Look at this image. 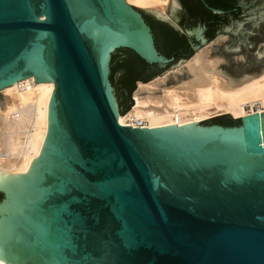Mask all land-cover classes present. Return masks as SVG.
Segmentation results:
<instances>
[{
	"label": "water",
	"instance_id": "water-1",
	"mask_svg": "<svg viewBox=\"0 0 264 264\" xmlns=\"http://www.w3.org/2000/svg\"><path fill=\"white\" fill-rule=\"evenodd\" d=\"M242 2L251 13L211 41L198 30L182 61L231 38L211 69L228 86L264 71V0ZM145 17L162 19L125 0H0V90L32 76L55 85L40 156L27 174L0 170L1 262L264 264V113L153 130L118 121L131 98L121 73L111 81L114 55L163 75L179 62Z\"/></svg>",
	"mask_w": 264,
	"mask_h": 264
},
{
	"label": "bare ground",
	"instance_id": "bare-ground-1",
	"mask_svg": "<svg viewBox=\"0 0 264 264\" xmlns=\"http://www.w3.org/2000/svg\"><path fill=\"white\" fill-rule=\"evenodd\" d=\"M125 1L134 8L160 15L166 13L172 2ZM218 64L219 61L210 60L206 48L185 69H180L179 72H186V79L178 81L174 75L177 81L170 84V77L163 76L148 85L139 84L134 94L135 105L132 103L127 115L119 114V123L153 130L196 124L224 114L239 119L264 113V71L246 83L228 86L226 75L211 72L219 69ZM54 89V82L36 83L32 76L0 90L4 98L0 100V170L27 174L33 160L40 156L48 133L49 103Z\"/></svg>",
	"mask_w": 264,
	"mask_h": 264
},
{
	"label": "flooded vegetation",
	"instance_id": "flooded-vegetation-1",
	"mask_svg": "<svg viewBox=\"0 0 264 264\" xmlns=\"http://www.w3.org/2000/svg\"><path fill=\"white\" fill-rule=\"evenodd\" d=\"M242 1L244 0H176L178 5L176 22L170 23L160 18H154L152 22L147 17L145 20L154 33L158 51L168 58H173L174 62H182L192 56L193 47L199 42L196 37L198 30H201L202 37L211 41L216 31H223L227 27L228 21L234 22L233 18L245 17L252 12V9L243 8ZM214 10L221 13H215ZM160 43L164 44L166 51L162 50ZM126 57L122 55L121 60H125ZM126 71L120 72V79L124 96L130 99L132 97L130 89L134 85L152 75L155 78L162 76L165 69L158 65L145 66L143 63L139 65L134 62ZM117 100L121 104L118 95Z\"/></svg>",
	"mask_w": 264,
	"mask_h": 264
},
{
	"label": "rangeland",
	"instance_id": "rangeland-1",
	"mask_svg": "<svg viewBox=\"0 0 264 264\" xmlns=\"http://www.w3.org/2000/svg\"><path fill=\"white\" fill-rule=\"evenodd\" d=\"M170 9H171V3L168 5L167 10H166V13H163V15H160L159 13H157L155 11H152V10H144V9H141V10H143V12H145L147 15L161 16L163 20H166V21H169L170 23H173L174 21L170 17ZM163 16H165V17H163ZM230 40H231V38L219 39L215 43H211L210 44V47L211 48H209V58H210V60H217V61H219L220 66L218 64V66H219L218 68L221 71L223 70L225 61L219 60V59H215L214 58V52L217 51V50H219V49H221V48H224V47L228 46L230 44ZM204 49H206V48H204ZM188 62H185V63L184 62H178L167 74H165L163 76H169L170 77V80H169V83L170 84L176 83L177 80L180 81V80L186 79V76H187L186 75V72L183 71L182 72L183 74H182L179 71H180V69L181 70L185 69ZM174 75H177L178 76V79L177 80L174 78L175 77ZM183 75H184V77H183ZM163 76H160V77H163ZM226 76L228 77V75H226ZM160 77H158V78H160ZM155 79H157V78H155ZM155 79H153V80H155ZM138 87H139V84L135 85V91H134V93L132 94V97H131V107H133L135 105V97H134V94L137 91ZM0 100L1 101L4 100V98H3L2 95L0 96ZM132 100H134V101H132ZM132 102H133V106H132ZM119 107H120V112H121V106H120V104H119ZM256 107H258V106H256ZM130 109H132V108H130ZM225 115H228V114H224V115H221V116H225ZM217 117H220V116H217ZM217 117H215V118H217ZM234 119L235 118H233V120Z\"/></svg>",
	"mask_w": 264,
	"mask_h": 264
},
{
	"label": "trees",
	"instance_id": "trees-1",
	"mask_svg": "<svg viewBox=\"0 0 264 264\" xmlns=\"http://www.w3.org/2000/svg\"><path fill=\"white\" fill-rule=\"evenodd\" d=\"M131 52V51H130ZM131 53H133V52H131ZM133 55H136V54H134L133 53ZM137 56V55H136ZM138 57V56H137ZM125 59V58H124ZM138 59H139V61L141 62V63H143L145 66H148V64L146 63V62H144L142 59H140L139 57H138ZM134 62H133V59H132V57L131 56H127L126 57V59L125 60H121L120 59V57L118 58V57H116L115 55L113 56V59H112V66H111V71H112V73H111V81H113V79H114V77L118 74V73H120V72H122V71H124L125 73L127 72L126 70H129L130 69V67L132 66V64H133ZM155 78V76H152L150 79H146V80H144V81H142V82H144V83H147V82H149V81H151L152 79H154ZM134 90H135V85L130 89V94H132L133 92H134ZM130 108H132V107H129L128 108V110L126 111V112H128L129 110H130ZM125 112V113H126ZM124 112H123V114H125Z\"/></svg>",
	"mask_w": 264,
	"mask_h": 264
}]
</instances>
